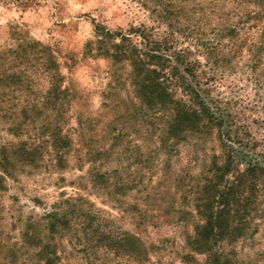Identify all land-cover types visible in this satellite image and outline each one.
<instances>
[{"label": "rangeland", "instance_id": "1", "mask_svg": "<svg viewBox=\"0 0 264 264\" xmlns=\"http://www.w3.org/2000/svg\"><path fill=\"white\" fill-rule=\"evenodd\" d=\"M144 1L134 3L149 12L152 26L143 21L140 26L160 39L170 34ZM227 2L231 3L190 0V18L179 26L183 34L167 36L173 41L170 53L195 63L202 95L214 116L223 120L224 140L228 107L238 125L247 126L257 152L264 149V51L254 53L264 39L262 29L248 28V23L240 24L236 38L225 37L226 7L231 8ZM0 9V65L34 74L20 90L12 91L15 85L10 84L0 87V158L2 147L13 150L28 134L39 132L43 141L34 163L12 160V175L0 171V264H42L39 240L56 245L57 264H205L204 254L185 257L190 254L186 241L200 218L193 206L195 192L212 161L223 159L225 144L218 139V128L189 134L161 149L158 139L165 118L143 113L133 99L128 68L113 65L97 49L103 44L96 43L95 27L109 30L106 24L93 17L92 34H86L80 21L87 13L69 12L49 0H0ZM238 17L234 13L230 20ZM162 25L167 29L158 31ZM131 26L135 25L129 23L127 32ZM110 32L125 33V29L117 24ZM135 37L140 36L132 35L134 42ZM33 42L49 48L62 76L58 83L67 88L59 119L71 147L61 166L46 139H41L44 114L24 124L30 133L9 129L15 118L11 113H19L28 100L42 98L49 84L39 72ZM175 93L182 96L179 89ZM74 207L68 226L49 234L47 215ZM251 225L248 235L221 245L237 264H264V194ZM125 232L141 239L145 248L141 258L98 241L101 233L114 239ZM26 234L33 237L25 240Z\"/></svg>", "mask_w": 264, "mask_h": 264}, {"label": "trees", "instance_id": "2", "mask_svg": "<svg viewBox=\"0 0 264 264\" xmlns=\"http://www.w3.org/2000/svg\"><path fill=\"white\" fill-rule=\"evenodd\" d=\"M230 1L231 3H227L231 8L226 7L225 37L229 40L236 38L240 24L248 23V28L259 26L264 39V9L254 15L247 10L245 0ZM189 2L190 0H145L143 4L146 9L169 27L170 34L160 39L143 25L131 26L127 34H115L97 25L95 28L99 36L96 43L103 44L97 49L99 53L111 58L113 65L128 68L131 93L143 113L165 118L158 139L161 149H168L189 134L208 133L209 130L218 128V139L222 146L225 144L223 159L220 163L212 161L203 182L195 192L193 206L200 218L194 226L193 234L187 238L186 246L190 254L185 257H193V253L204 254L205 264H237L229 253H224L221 245H231L251 231L254 213L259 210V198L264 194V149L256 152V142L247 126L244 124L245 128L244 125H238L236 116L229 112L228 107H225L224 140L220 129L223 120L214 116L208 100L202 95L195 63L185 62L179 54L170 53L173 41L167 36L183 34L179 26L184 27L190 18ZM234 13L239 16L235 21L230 20ZM134 34L142 38L140 45L133 41ZM114 35L119 36V44L111 41ZM107 41H111L109 47L105 46ZM262 43L255 46V55L264 51V42ZM31 46L37 51L35 57L40 62L39 72L47 76L49 84L42 98L36 102L28 100L19 113H11L10 117L15 118L9 129L16 134L23 131L25 134L30 133L24 124L35 121L37 116L44 114L47 121L41 127V139H46L44 142L50 146L57 164L61 166L64 155L71 147V138L63 131L59 119L61 107L67 99V88H62L58 83L62 76L57 72L55 59L51 51L48 52L49 48L40 42H33ZM86 46L90 51V45ZM31 75L34 76L28 69L16 70L0 65V87L5 88L10 84L15 85L11 86L12 91L20 90L31 80ZM177 89L182 94L179 98L175 96ZM40 134H28L27 138L18 141L13 150L1 148L0 171L3 175H12V160L25 163L36 161L37 154L42 152L39 145L43 142L40 141ZM243 159L246 162L240 168ZM75 212V207L50 212L46 217L49 234L54 235L66 228ZM32 237L26 234L24 239ZM98 241L107 244L109 248L123 249L136 259L141 258L145 252L141 239L127 232L114 239L109 233H101ZM37 245L42 264H57L60 256L56 245L50 242L41 244V240Z\"/></svg>", "mask_w": 264, "mask_h": 264}, {"label": "clouds", "instance_id": "3", "mask_svg": "<svg viewBox=\"0 0 264 264\" xmlns=\"http://www.w3.org/2000/svg\"><path fill=\"white\" fill-rule=\"evenodd\" d=\"M245 2L248 5L247 10L254 15L264 9V0H245ZM49 4L63 6L72 13H87L88 17L82 18L80 22L87 30L86 34L89 35L92 34L93 26L90 21L93 17L97 23L106 24L109 30H115L116 25L120 24L125 29V34H127L129 23L139 27L143 21L152 26V21L148 19L149 12L134 3V0H49ZM0 11H3V9H0ZM72 19H76L75 15ZM0 23H3V20H0ZM166 29L167 26L162 25L158 31ZM92 38L96 39L94 35H92ZM134 39L139 43L141 38L135 37ZM120 42V38L116 37L114 43L119 44ZM181 46L183 47V45Z\"/></svg>", "mask_w": 264, "mask_h": 264}]
</instances>
